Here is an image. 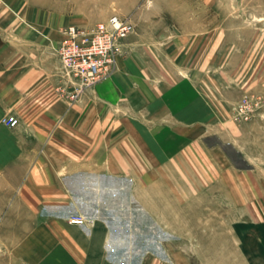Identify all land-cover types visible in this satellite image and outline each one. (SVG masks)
<instances>
[{
  "label": "crops",
  "instance_id": "0c3cea01",
  "mask_svg": "<svg viewBox=\"0 0 264 264\" xmlns=\"http://www.w3.org/2000/svg\"><path fill=\"white\" fill-rule=\"evenodd\" d=\"M110 11L0 0V264H169L162 247L195 243L196 229L226 258L264 264V125L229 119L264 85V33L239 56L223 26L128 38L115 71L79 89L56 53L61 28ZM133 228L159 250L130 248Z\"/></svg>",
  "mask_w": 264,
  "mask_h": 264
},
{
  "label": "rangeland",
  "instance_id": "374dc122",
  "mask_svg": "<svg viewBox=\"0 0 264 264\" xmlns=\"http://www.w3.org/2000/svg\"><path fill=\"white\" fill-rule=\"evenodd\" d=\"M96 1L101 9L109 6L110 14L117 13L131 18L133 30L124 40L126 42L129 38L137 47L141 46L140 42L149 43L153 40L160 41L161 45L167 44L171 39L167 35L172 31L182 32L206 24L212 28L223 26L230 33L223 39L228 44V51H233L239 56L253 40L252 33L255 29L264 33V0H93ZM110 14L96 21L104 20ZM263 40L261 37V41ZM260 58V62L264 63L262 59L264 55ZM240 103H243L246 115L239 111ZM229 106V119L235 123H252L260 115L261 118L257 121L264 125V85L246 89ZM70 216H67L68 221ZM115 219L118 221V216ZM209 231L196 229L195 243L192 239L181 238L178 244L163 246L164 258L169 264H249L245 260L242 263L232 260L230 254L226 258L224 246L219 243L214 245L204 243V233L207 234ZM121 232L123 233L122 230ZM125 232L130 233L132 237L130 248L148 247L158 250L160 248L153 243L147 245L139 229H126ZM228 234V237H231L230 232ZM228 242L227 248L234 247L230 241Z\"/></svg>",
  "mask_w": 264,
  "mask_h": 264
},
{
  "label": "built area",
  "instance_id": "2783aa9c",
  "mask_svg": "<svg viewBox=\"0 0 264 264\" xmlns=\"http://www.w3.org/2000/svg\"><path fill=\"white\" fill-rule=\"evenodd\" d=\"M132 30L131 18L117 13L89 25L63 26V37L56 47L63 73L75 78L79 89L109 77L116 69L117 58L124 53V39ZM238 108L246 115L243 103ZM2 121L13 126L18 119L8 115ZM87 220L81 215L69 217L70 222L78 224Z\"/></svg>",
  "mask_w": 264,
  "mask_h": 264
}]
</instances>
